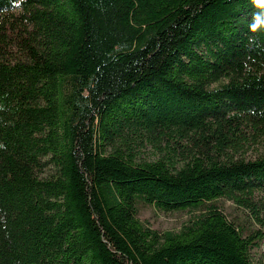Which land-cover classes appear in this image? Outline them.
<instances>
[{
	"label": "trees",
	"instance_id": "obj_1",
	"mask_svg": "<svg viewBox=\"0 0 264 264\" xmlns=\"http://www.w3.org/2000/svg\"><path fill=\"white\" fill-rule=\"evenodd\" d=\"M255 13L0 0V264H264ZM149 208L184 219L160 230Z\"/></svg>",
	"mask_w": 264,
	"mask_h": 264
},
{
	"label": "rangeland",
	"instance_id": "obj_2",
	"mask_svg": "<svg viewBox=\"0 0 264 264\" xmlns=\"http://www.w3.org/2000/svg\"><path fill=\"white\" fill-rule=\"evenodd\" d=\"M16 29L22 35L26 43H31V36L29 29L23 25L16 24ZM226 211L233 212V208L229 201L224 202ZM142 217L149 219L153 227L160 230L176 229L182 219H184L183 213H161L154 208L146 209L142 212Z\"/></svg>",
	"mask_w": 264,
	"mask_h": 264
},
{
	"label": "clouds",
	"instance_id": "obj_3",
	"mask_svg": "<svg viewBox=\"0 0 264 264\" xmlns=\"http://www.w3.org/2000/svg\"><path fill=\"white\" fill-rule=\"evenodd\" d=\"M251 4L256 9L264 10V0H251ZM262 25H264V13H255L252 22L249 24L250 30L255 32Z\"/></svg>",
	"mask_w": 264,
	"mask_h": 264
}]
</instances>
